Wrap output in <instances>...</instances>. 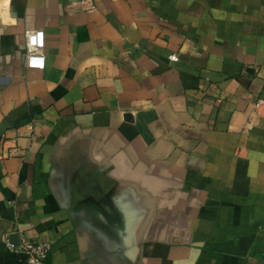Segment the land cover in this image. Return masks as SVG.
<instances>
[{
  "label": "crops",
  "instance_id": "1",
  "mask_svg": "<svg viewBox=\"0 0 264 264\" xmlns=\"http://www.w3.org/2000/svg\"><path fill=\"white\" fill-rule=\"evenodd\" d=\"M24 238L46 264H264V0H0V264Z\"/></svg>",
  "mask_w": 264,
  "mask_h": 264
},
{
  "label": "built area",
  "instance_id": "2",
  "mask_svg": "<svg viewBox=\"0 0 264 264\" xmlns=\"http://www.w3.org/2000/svg\"><path fill=\"white\" fill-rule=\"evenodd\" d=\"M25 59L24 64L27 68H42L44 65V54L41 48L40 40L42 31L25 30ZM170 59H175V54H171ZM8 245H11L8 243ZM24 254L22 264H46L45 256L49 252L51 245L45 240H35L30 238L22 239L15 247Z\"/></svg>",
  "mask_w": 264,
  "mask_h": 264
}]
</instances>
